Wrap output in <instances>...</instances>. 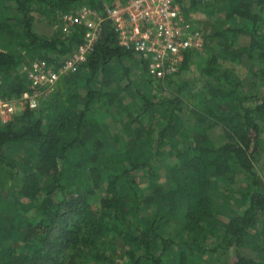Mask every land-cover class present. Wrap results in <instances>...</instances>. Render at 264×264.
<instances>
[{
  "label": "trees",
  "instance_id": "1",
  "mask_svg": "<svg viewBox=\"0 0 264 264\" xmlns=\"http://www.w3.org/2000/svg\"><path fill=\"white\" fill-rule=\"evenodd\" d=\"M175 1L187 16L199 4ZM84 2L102 18L92 51L38 109L0 124V264H264V0L203 1L221 26L203 35L199 73L164 94L118 43L112 0H0L1 96L27 89L23 61L81 40L82 27L68 42L38 34L32 12Z\"/></svg>",
  "mask_w": 264,
  "mask_h": 264
},
{
  "label": "built area",
  "instance_id": "2",
  "mask_svg": "<svg viewBox=\"0 0 264 264\" xmlns=\"http://www.w3.org/2000/svg\"><path fill=\"white\" fill-rule=\"evenodd\" d=\"M206 1V0H202ZM104 16L117 31L118 43L131 49L145 64L150 76L166 82L178 72L187 50L201 51L204 37L199 25L185 15L175 0H112L105 4ZM60 24L73 30L83 28L81 40L58 64L34 58L20 64L28 80L19 98L0 95V124L15 117L17 102L37 109L62 73L75 72L89 54L100 34L101 16L84 5L60 15Z\"/></svg>",
  "mask_w": 264,
  "mask_h": 264
},
{
  "label": "rangeland",
  "instance_id": "3",
  "mask_svg": "<svg viewBox=\"0 0 264 264\" xmlns=\"http://www.w3.org/2000/svg\"><path fill=\"white\" fill-rule=\"evenodd\" d=\"M204 2L202 0H199V4H195V7L194 8H190V10L188 11V17H190L197 25H199V27H201L202 31H203V35H207L213 28H217V27H220L222 23V21L218 22L216 21L215 19V14H212V7H209L207 5H204L203 4ZM84 5H87L86 2L84 3H81L77 6H74L72 9H79L81 8L82 6ZM50 12L47 13V15H40V14H37V12H32L33 14V28L34 30L40 34V35H43V36H48V37H56V38H59L60 40H65V42H68L69 41V38L70 36H72V34L74 32H76V30H72L71 27H69L68 24H61L60 27L58 28L59 24H60V15L63 13V12H67V11H70V10H66V11H63V10H55L53 11L54 13H51L52 11L49 10ZM230 23L231 24H235L237 23V19L233 18L230 20ZM247 41V38L245 36H240L239 38V42L241 44H244L245 42ZM68 47H70V50L72 51L75 47L74 44L72 43H69L67 44ZM214 46V45H212ZM63 49V48H62ZM66 49V48H65ZM207 48L205 45H203V49L202 51L200 52L202 57L200 56V59L198 61H196L197 63L194 64V66L190 69V71H185L184 72H180L178 73L176 76L172 77V81L173 82H177L179 79L183 78V79H186V78H189V76H191V74H198L199 73V65H204V61L203 59H206L207 58ZM35 54V53H34ZM33 55V54H32ZM52 56H50L49 61L53 62L54 64H58L60 61H62L68 54H61V53H53L51 54ZM36 57L35 58H39V53H37L35 55ZM136 59L138 60V57H136ZM135 62V61H134ZM134 68V72L135 74L137 75L138 74V65H135L133 66ZM223 67H225L226 69H230L232 67V64L230 62H225L223 63ZM234 72L236 74V76L238 77H243L245 74H246V71H247V66L245 65V63H239L237 64L236 66H234ZM20 71V69H19ZM132 80L134 82H136L137 78H132ZM159 84H161V89L160 92L162 94L166 93L165 90H168V89H174V86L173 84L169 83V82H158ZM153 89H154V86H153ZM147 91L149 92V89H147ZM135 95V92H134V86L131 85L130 89L128 90V93L126 94V101H130L131 99H133ZM49 97V94L47 96H45V99L41 102V105L44 104L45 100ZM40 105V106H41ZM26 105L23 103H19L17 102V105H16V112L17 115H20L23 113V111L26 109ZM39 108V107H38ZM37 108V109H38ZM36 110V109H35ZM263 137H264V134H263ZM263 148H264V139H263ZM164 160V164H169V161L167 158H163ZM256 169L260 175V177L262 178L263 180V183H264V149H263V153H262V156L261 158L259 159V161L256 163ZM138 174V173H137ZM137 181L139 182V184H141L142 186H144L146 184V178L144 177H139L137 176ZM165 181V177H164V170L162 169L161 170V180L160 182H164ZM4 190L6 191L7 189V185L4 184L3 186ZM5 205H3L4 207ZM5 210H8V207H4ZM3 208V209H4ZM54 233H57V230H54L53 234ZM115 249V248H113Z\"/></svg>",
  "mask_w": 264,
  "mask_h": 264
}]
</instances>
